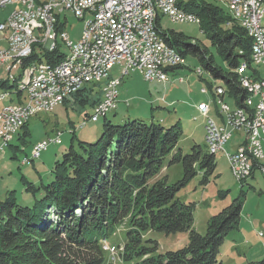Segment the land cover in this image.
Returning a JSON list of instances; mask_svg holds the SVG:
<instances>
[{
  "label": "trees",
  "instance_id": "16d2710c",
  "mask_svg": "<svg viewBox=\"0 0 264 264\" xmlns=\"http://www.w3.org/2000/svg\"><path fill=\"white\" fill-rule=\"evenodd\" d=\"M184 6L201 18L202 28L228 67L219 66L206 47L182 32L163 30L164 38L183 59L188 53L198 57L213 77L223 81L217 91L223 89L229 100L242 107L246 90L239 83L237 68L243 61L251 64L252 36L214 3L194 0ZM64 56L60 50L34 52L24 58L12 85L9 79H0V87L13 88L21 101L30 83L31 64L42 59L57 63ZM95 86L77 92L75 104L93 109L104 95V87ZM28 123L21 138L30 134ZM72 133L70 146L52 170L53 180L39 186L24 181L32 202L20 203L14 190L0 201V264H108L102 242L124 221L122 258L126 264H225L219 257L220 247L231 231L239 229L242 200L235 199L213 215L206 234H200L194 228L196 203L177 196L201 171L203 182L209 181L217 166L215 153L195 145L184 154L178 148L183 134L179 123L165 127L141 118L115 123L106 116L96 141L75 139V130ZM167 160L169 165L182 163L180 180L171 183L161 176ZM256 168L264 172V163L256 162L252 174L241 183ZM151 231H186L189 240L180 249L160 252L158 241L145 235ZM247 264H264V259Z\"/></svg>",
  "mask_w": 264,
  "mask_h": 264
},
{
  "label": "built area",
  "instance_id": "2783aa9c",
  "mask_svg": "<svg viewBox=\"0 0 264 264\" xmlns=\"http://www.w3.org/2000/svg\"><path fill=\"white\" fill-rule=\"evenodd\" d=\"M189 0H14L0 1V15L9 11L0 29H5L6 45H0V66L7 76L17 69L18 60L24 52L52 49L59 51L58 38L68 43L66 59L57 63L34 62L29 68V87H41V94L26 95L23 89L21 101L5 105L0 117V145L7 146L8 133L29 122L33 115L49 112L58 105L74 102V95L88 85L108 87L109 97L92 109L79 127L88 120L93 121L96 113L114 109L118 104L120 77L111 74L119 65L122 76L130 70L139 69L151 81L152 71L166 66V73H160L159 82L168 80V68L183 64V57H176L175 49L165 48L159 43L160 14L173 21H182L180 13L173 11V2ZM264 0H233L237 9V21H247L254 29V47L251 64L243 61L237 68L241 75L240 85L246 90L243 106H231L225 92L215 93L219 105L220 120L210 116L212 101L198 104V110L206 116L205 137L214 148L226 152L233 175L238 181L247 178L256 162L264 160ZM70 11L84 20V28L78 40H73L65 31ZM65 22L62 21V16ZM122 16V24H114V17ZM132 19H139V26H132ZM191 20H197L190 17ZM199 23V20H198ZM60 25L64 28L60 29ZM34 31L43 32V41L34 40ZM88 36H95L96 47L91 61H83L85 42ZM0 41V43H1ZM160 56H167V63H160ZM199 75L203 71L199 68ZM2 79V78H0ZM204 91V93H206ZM0 99H3L1 97ZM213 100V99H211ZM73 131V130H72ZM236 131H245L246 137L231 152L225 150L226 144ZM62 131L37 142L33 147V160L41 156L48 145L62 141ZM241 150H249V157H241ZM259 234L263 233L260 232ZM107 248V247H106Z\"/></svg>",
  "mask_w": 264,
  "mask_h": 264
},
{
  "label": "rangeland",
  "instance_id": "374dc122",
  "mask_svg": "<svg viewBox=\"0 0 264 264\" xmlns=\"http://www.w3.org/2000/svg\"><path fill=\"white\" fill-rule=\"evenodd\" d=\"M205 1L214 3L231 14L224 1ZM262 6L264 9V2ZM9 9L2 12L1 20ZM66 14L68 22L65 31L73 40H78L84 28V20L79 19L70 11ZM62 21L65 22L64 15ZM262 23L264 25V17ZM160 26L163 30L173 29L198 41L208 49L209 56H213L219 66L225 69L228 67L216 47L212 45L208 32L202 28L203 25L200 23L173 21L167 15L160 14ZM0 35V40H4L5 34L0 32ZM58 43L60 51L67 53L68 46L62 38H58ZM199 68L203 71L202 76L198 73ZM20 70L21 66L18 64L17 69L12 71V76L8 77L5 68L0 66V78L9 79V85H12L14 76ZM262 71L264 72V68ZM111 74L120 77L122 83L119 86L118 105L108 113V119L115 123H123L127 119L141 118L147 122L161 123L165 127H172L179 123L183 134L178 148L184 154L190 153L195 145H200L206 153L210 152L205 137L207 118L198 110V104L212 101L210 116L220 120L217 112L219 105L214 92L223 81L213 77L198 57L188 53L184 57L181 67L168 71V80L165 82H159V79L147 80L139 69L130 70L129 74L122 76L119 65L111 70ZM203 89H206L207 92L204 93ZM3 94L6 96L0 100V110L5 105L13 104L12 99L16 101V93L13 88L0 87V95ZM226 100L231 106H236L235 101L228 98ZM86 113H92L90 105L80 106L73 101L60 104L52 111H43L33 115L28 123L29 135L21 138L25 132L24 128L12 134L13 139L0 155V201L6 199L9 191L14 190L20 203L32 202L33 199L27 191L24 181L28 180L39 186L41 183H49L53 180L52 170L55 163L73 140L72 130H75V139L96 141L102 131L106 116L101 117L98 121L88 120L81 128L79 125L84 122ZM57 131L63 132L61 142L51 144L42 151L40 157L33 161L25 160L24 162L26 157L33 158V147L37 142L48 138L49 135ZM245 137V131L234 132L226 144L225 150L233 151ZM216 161L215 172L208 182H203V171H201L178 192L177 196L187 203H196L194 228L200 234H206L208 221L213 215L230 205L235 199H241L243 204L239 229L231 231L226 237L220 247V260L225 264H247L248 261L263 260L264 172L261 168H256L253 175L241 183L233 175L225 151L216 153ZM262 162L264 163V160ZM183 170L182 163L169 165L167 160L161 176H167L169 182L173 183L182 178ZM126 229L127 222L124 221L111 237L103 240L108 264H126L122 258ZM260 232L263 233V236L259 234ZM145 235L147 238L158 241L160 252L180 249L189 240V233L186 231L171 234L151 231Z\"/></svg>",
  "mask_w": 264,
  "mask_h": 264
},
{
  "label": "bare ground",
  "instance_id": "6f19581e",
  "mask_svg": "<svg viewBox=\"0 0 264 264\" xmlns=\"http://www.w3.org/2000/svg\"><path fill=\"white\" fill-rule=\"evenodd\" d=\"M0 1H14V0H0ZM191 1H194V0H189V1H187V3L191 2ZM222 1H224L227 4L228 8L230 9V13L237 19V9H236L235 3H233V0H222ZM77 2L78 3H85L86 0H77ZM184 5H185V3L183 1L173 2V11L178 12L181 15H184V16H182V21H190V17H193L194 19H197V20H191V22H197L198 23V20H199V23H201V18L198 17V15L196 13H194L193 11L186 9ZM0 22H3V20L0 19ZM114 24H122V16H115L114 17ZM240 24L247 30V32L249 33L250 36H252V37L254 36V29L250 23H248L247 21H240ZM132 26H139V19H132ZM0 32H3L5 34V29H0ZM34 40L35 41H43V32L42 31H34ZM253 42H254V39H253ZM159 43L164 44L165 48L174 49L171 45H169L167 43L163 34H159ZM66 44L68 46V43H66ZM95 47H96L95 36H88V40L85 42V53L83 54V61H91V56H93V50L95 49ZM253 47H254V43H253ZM47 51H52V49L31 50L28 52H24L23 56H21V60H18V64L21 65L24 58L31 56L34 52H38L39 54H42V53L47 52ZM66 57H67V53H65V56L61 60L66 59ZM176 57H182L177 52V50H176ZM160 63H167V56H160ZM160 73H166V66H159V71H152L151 80L160 79ZM240 81H241V75H240ZM29 86H30V83L27 87V95L41 94V87H29ZM217 88H219V87H217ZM103 90H104L103 98H108L109 97L108 87H104ZM204 91H206V89H203V92ZM216 92L222 93V92H224V90L218 89V91H217V89H216L215 93ZM5 96H6V94L0 95V98L3 97V99H4ZM0 100H2V99H0ZM9 105H12V104H9ZM117 105H116V107H117ZM114 109H109V110L103 111L101 113H96L93 121H98L101 117L107 116L108 113ZM4 111H5V107L0 110V117H2V113ZM18 130H19V128H12L11 132L8 133L7 145H9V142H11V140L13 139L12 134ZM206 139H207V143H208L209 150L211 153H215V155H216L217 152L221 151V149L214 148V146L211 143V141L209 140V138H206ZM59 142H61V141H58L55 143H59ZM49 146L50 145H48V147ZM5 147L6 146H3V149H1V145H0V155L4 151ZM48 147H46L44 150H46ZM241 157H249V150H241ZM104 243H105V241H104ZM114 252H115V247H114Z\"/></svg>",
  "mask_w": 264,
  "mask_h": 264
},
{
  "label": "crops",
  "instance_id": "0c3cea01",
  "mask_svg": "<svg viewBox=\"0 0 264 264\" xmlns=\"http://www.w3.org/2000/svg\"><path fill=\"white\" fill-rule=\"evenodd\" d=\"M0 38H1V35H0ZM0 45L5 46V45H6V42H5V41H1ZM17 101H19V100L17 99V97H16V101H13V99H12V102H13V103H15V102H17ZM201 103H202V102H201ZM23 198H24V197H23Z\"/></svg>",
  "mask_w": 264,
  "mask_h": 264
}]
</instances>
